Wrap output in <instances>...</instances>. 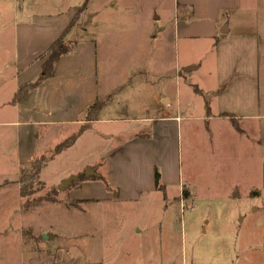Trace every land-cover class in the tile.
<instances>
[{"label":"rangeland","instance_id":"obj_1","mask_svg":"<svg viewBox=\"0 0 264 264\" xmlns=\"http://www.w3.org/2000/svg\"><path fill=\"white\" fill-rule=\"evenodd\" d=\"M85 1L0 0V123L16 120L11 100L16 89L12 78L14 21L22 14V6L24 13L29 6L32 13L47 9L60 12ZM247 1L225 19L219 33L224 25L229 33H256L261 62L259 87L264 102V0ZM180 4V0H89L85 6L79 36L97 44L100 98L104 102L99 111L101 120L90 122L91 127L71 146L54 153L41 172L45 187L31 198L56 189L55 201L24 208L19 193L20 173L17 176L15 127L0 124V264H264V192L252 196L241 189L234 190L236 195L219 191L221 182L228 187V176L240 172L233 166L236 157L232 151H218L206 140L203 148L208 163L199 158L202 156L198 152L194 166L189 167L183 140L185 161L181 173L186 179L192 174L201 177V184L196 183L195 188L202 190H197L191 200L175 201L176 189L169 187L167 192L145 191L139 200L111 201L110 184L107 189L104 183V179L110 183L108 152L124 139L119 131L136 125L132 120L148 113L153 95L164 92L165 87L172 91L180 88L183 94L191 91L194 83L209 81L206 69L212 58L208 47L213 48L214 43L204 38H175L172 17L178 10L180 15L184 13ZM156 13L161 19L155 18ZM182 19L185 23L194 20L188 16ZM75 43L70 40L71 46ZM105 50L107 61L103 58ZM189 58L202 61L203 69L186 72L184 65ZM153 65L156 72L147 73ZM177 66L181 74L178 77ZM103 80L107 81L105 85ZM104 86H109L108 91L112 88L109 94L104 95ZM118 95L120 105L106 116L105 105ZM106 118L112 121L106 122ZM83 124H87L85 111L78 126L56 127L58 131L49 134L48 129L39 127L34 141L37 156H50L57 144L77 133ZM258 155L264 160V149ZM152 158L160 164L159 155ZM148 161L135 159L136 164L126 173L128 179H137L138 175L144 182L150 170ZM87 166L96 168L98 184L104 183L101 191L94 188L95 196L83 194L82 185L88 179L58 189L70 175L86 174ZM207 175L214 178L210 183L203 178ZM207 185L216 186L217 192L206 193ZM37 187L36 182L33 188ZM45 234L49 235L47 239Z\"/></svg>","mask_w":264,"mask_h":264},{"label":"crops","instance_id":"obj_2","mask_svg":"<svg viewBox=\"0 0 264 264\" xmlns=\"http://www.w3.org/2000/svg\"><path fill=\"white\" fill-rule=\"evenodd\" d=\"M180 2L184 13L180 15L178 10L172 17L177 33L175 38L185 41L204 38L214 43L213 48L208 47L212 58V64L206 69L209 81L194 83L192 90L183 94L180 88L177 91H168L165 87L164 92L153 95L154 103L148 113L132 120L136 125L122 127L119 131L124 138L121 145L108 152L110 185L113 188L111 201L139 200L145 191L167 192L169 187L176 189V197L173 198L175 201L182 202L196 197L197 190H202L195 188L196 183L201 184V177L192 174L186 179L184 173H181L185 161L182 155L183 140L188 148L189 167L194 166V156L198 152L202 156L199 158L207 160L208 163L209 156H204L206 149L203 148L206 140L217 146L218 151L233 152L236 157L233 166L240 172L228 176L231 179L228 187L220 181L219 191L225 190V193L232 192L236 195L234 190L241 189L252 196L264 192V160H260L258 155L264 149V102L259 87V40L256 33H229L227 25L222 28L225 30L226 26V31L221 29L222 33H219L225 19L248 1ZM83 4L79 3L78 6H71L60 12L47 9L39 13L28 10L31 9L30 6L24 13L26 9L22 6V14L14 21L16 44L13 48L15 57L12 78L16 89L11 100L16 120L0 124L15 127L16 144L19 147L17 176L21 168L31 164L38 155L34 141L39 127L48 129L49 134L57 132L56 127L70 124L78 126L81 114L96 101V97L101 96L97 44L92 39L79 36L82 30L78 25L86 13V7L81 8ZM186 16L193 17L194 20L185 23L182 18ZM155 18L161 19L157 13ZM75 19L77 23L68 35L69 40L74 39L76 42L73 52L64 54L59 59L49 79L18 103L14 102L13 98L18 89L39 77L42 65L48 57L45 56L48 48ZM100 36L104 35L100 32ZM154 42L155 39L152 40V45ZM141 51L143 47H140ZM107 53V50L103 53V58L106 59L104 61H107ZM203 65L202 61L189 58L184 66L192 67L190 71L199 72ZM156 68L155 65L151 66L147 73L156 72ZM176 75H181L178 66ZM103 82L104 85L107 83L106 80ZM108 88L109 86H104V95L106 92L109 94L112 89L108 91ZM116 97L111 104L105 105L106 116L120 105L122 99L119 95ZM111 121L106 118V122ZM153 155H159L160 164L152 158ZM142 157L150 163L148 178L144 182H140L138 175L137 179L133 176L128 179L126 173L131 171L133 163L136 164L135 159L141 160ZM156 171L161 175L160 188L156 186ZM209 176L203 177L208 183L214 179ZM97 181L85 180L82 185L83 194L92 198L95 196L94 188L101 191L100 186H104V183L98 184ZM18 184L20 186L19 180ZM116 190L119 192L115 196ZM205 192H217V187L207 185Z\"/></svg>","mask_w":264,"mask_h":264},{"label":"trees","instance_id":"obj_3","mask_svg":"<svg viewBox=\"0 0 264 264\" xmlns=\"http://www.w3.org/2000/svg\"><path fill=\"white\" fill-rule=\"evenodd\" d=\"M88 2L89 0H87L84 5L87 6ZM76 23H77L76 19L73 20V22L63 31L60 38H58L55 42H53L50 45V47L48 48L46 52L47 54H45V56L48 55V57L42 65L43 69H42L41 74L36 80H33V82H28L18 89L17 94L13 98L14 102L18 103L23 98H25L32 90H34V88L40 86L42 82L49 79V77L53 75L54 70H55L54 67L56 63L59 61V59L62 56H64V54L73 52V50L75 49L76 43H75V46H71L68 35L72 31ZM96 98H97L96 101L85 110L87 124L81 125L79 128L80 130L77 133L73 134L65 142L57 144V146L54 148L50 156L48 157L45 155L36 156V158L32 161L31 164L25 165L21 168L19 181L22 183L20 193L24 201V208L35 206L38 203L45 201V200L50 201V202H53L56 200V193H57L56 189L52 190L51 193H47L46 195L37 196V198H31V197L35 194V192L45 187L44 181L42 180V177H41V172L43 168L48 164V159L54 153H58L66 149V147L71 146L75 142V140L81 135V133L85 132L91 127L89 123L94 122L99 118V111L102 109L104 101L102 100V98H100V96ZM155 173H156V178H155L156 186L157 188H160L161 175L157 171ZM80 176L81 177L79 178V180L81 181L83 179H98L99 178L98 176H86V174H81ZM36 182L38 183V187L33 188ZM104 183H105L106 188L109 189L110 183L106 181V179H104ZM110 190H113L111 185H110ZM115 192L118 193L119 191L116 190Z\"/></svg>","mask_w":264,"mask_h":264},{"label":"water","instance_id":"obj_4","mask_svg":"<svg viewBox=\"0 0 264 264\" xmlns=\"http://www.w3.org/2000/svg\"><path fill=\"white\" fill-rule=\"evenodd\" d=\"M226 28H227V27L225 26V30L222 29V31H226ZM191 68H192V67H188V68L185 69V71L188 72V71L191 70ZM85 173H86V175H88V176H99V175L96 173V168H93V167H91V166H87V168H86V170H85ZM80 177H81L80 174H77V175H70L69 177H67V179H65V180H63V181L61 182V184L59 185L58 189H59V190H63V189L68 188V186L72 185V183H73L74 181L79 180ZM48 236H49V235L45 234L43 237H44L45 239H47Z\"/></svg>","mask_w":264,"mask_h":264}]
</instances>
